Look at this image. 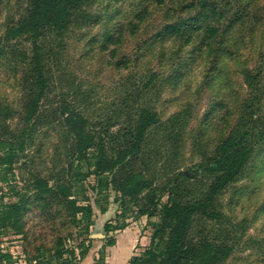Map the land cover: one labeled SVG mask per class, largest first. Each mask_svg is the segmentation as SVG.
I'll list each match as a JSON object with an SVG mask.
<instances>
[{
	"label": "rangeland",
	"instance_id": "rangeland-1",
	"mask_svg": "<svg viewBox=\"0 0 264 264\" xmlns=\"http://www.w3.org/2000/svg\"><path fill=\"white\" fill-rule=\"evenodd\" d=\"M188 1L192 0H107L105 2L110 12L101 1H97L88 8L90 13L100 17L97 23L82 27L71 26L56 40L52 37L44 40L42 54L44 56L45 52V71L50 78V87L42 109L47 110L45 115L53 120V124L39 128L35 136L28 140L24 150L19 148L20 115L25 94L23 75L31 68L33 43L25 37L18 39L17 48L21 50L25 62L7 53L0 56V102L14 109V114L6 122L0 120V132L4 135L2 139L12 144L13 150L17 152V157L0 153V173L6 174L9 179L8 182L0 181V205L17 202L23 196H32L34 177L38 174L46 176L56 165L61 166L58 158L59 154L63 155L61 146L64 128L60 111H57L59 108L69 104L73 109L83 111L90 119V127L97 136L105 138L106 146L111 150L117 143L115 137L121 132L123 124L107 129V118L130 86L129 79L136 83L154 72L159 76L144 93L147 101L154 103L160 120L147 134L148 142L152 138L153 143H149L145 152L150 162L148 168L157 178L154 186L161 188L166 182L167 173L171 175L169 177L173 179V185L178 172H186L191 178L181 179L182 189L191 198L205 195L212 178L203 170H198L203 162L204 142L208 141L212 147L215 145V139L224 123L222 116L225 108L238 109L239 103L235 101L237 92L244 94L246 87L240 74H228V71L237 66L238 58L231 60L227 56L223 60L224 74L206 88L208 80L205 70L208 60L206 61L207 54L203 47L209 41L204 38L203 33L196 34L193 42L185 46H182L180 39L170 36L150 40L154 27L165 19L167 6L178 8ZM227 1L230 0L224 2ZM29 3L30 0H0V52L9 49L4 45L7 29L26 14ZM257 4V7L245 13L241 22L234 23L228 35L230 49L237 54L244 52L247 56L248 51H243V42L247 33L253 32L255 50L253 56L246 58L250 70L256 66L253 59L264 48V0H257ZM224 7L229 11H238L235 3L231 7L223 5ZM144 8L149 9V18L141 25V31L133 34L128 24ZM121 29L123 33L117 37ZM112 32H115L117 42L107 40L106 34ZM191 47L197 49L196 53L188 58L187 67L178 69L179 57ZM113 53L115 57L111 56ZM244 54L241 56L242 60L245 58ZM125 56L132 60L129 70L119 65ZM176 71L180 72L179 76H175ZM216 102H222L225 107L215 109ZM54 110L57 111L56 117L51 114ZM211 111V117L205 120V114ZM237 118L238 114L232 116L230 124L234 125ZM182 119L184 128L178 130L177 125ZM203 127L206 128L205 136ZM169 135L177 137L175 140H166ZM9 161L13 163L8 166L3 164ZM257 164L259 173L254 180L251 177L240 179L217 196L216 209L223 214L220 222L206 220L203 216L197 217L196 224L199 227L205 223L214 224L217 228L241 224L236 232L243 235V240L221 264H264V159ZM96 184L93 176L82 183L93 207L94 225L87 237L90 239V250L79 264H95L103 248L107 264H129L134 255L142 253L149 245L153 233L151 222L158 221V218L137 217L138 209L133 205L127 213L132 216L126 221L128 226L124 230L106 233V223L123 221L120 214L124 208L115 200L119 196L117 192L110 189L107 194L100 195L95 190ZM168 194L169 191H165L162 201L167 200ZM142 195L150 198L151 193L145 192ZM97 200L101 201V205L97 204ZM105 200L107 212L102 213L101 206L105 205ZM32 209L30 206V210ZM57 209L59 208L54 206L52 212L46 215L40 208L30 212L27 226L39 239V244L42 242L41 244L52 245L56 235L61 234L66 238L67 248L77 247L86 235L80 236L79 227L64 225L61 219H57ZM110 237L115 238L116 244L106 247V239ZM30 240L31 237L26 239L4 229L0 233V250L10 253L15 264H26V259L34 248V242ZM76 252L79 253L78 250Z\"/></svg>",
	"mask_w": 264,
	"mask_h": 264
},
{
	"label": "trees",
	"instance_id": "trees-1",
	"mask_svg": "<svg viewBox=\"0 0 264 264\" xmlns=\"http://www.w3.org/2000/svg\"><path fill=\"white\" fill-rule=\"evenodd\" d=\"M101 1L105 9L107 0H30L26 14L21 16L7 29L4 45L9 49L0 52L12 55L15 59H25L17 48L18 39L26 38L33 43L29 71L23 75L25 80V94L20 118L19 148L24 150L35 133L44 125H52L53 120L42 109L43 100L50 87V78L45 71V52L43 56L42 43L51 38L56 40L71 26H83L97 23L100 17L88 11L94 3ZM119 1V0H114ZM225 1V0H224ZM217 0L188 1L178 8L169 5L150 40H159L167 36L180 39L182 46L193 42L196 34L203 33L209 42L204 43L208 60L205 75L206 88L224 74L223 60L225 57L238 58L234 69L228 74L241 75L246 92H237L235 99L239 103L238 109L225 108L222 116L221 132L215 139L214 146L205 143L203 162L199 169L212 178L207 192L200 198H191L187 191L182 189L181 179L189 180L186 172H178L175 182L166 174V182L161 188L154 186L156 176L151 171L149 161L145 156L149 143L153 141L147 134L159 123V117L154 103L147 101L145 94L159 74L152 73L136 83L128 80L130 85L115 104L112 114L107 118V129L117 124H123L121 132L115 137L117 143L108 150L105 138L97 136L90 127V119L79 109H73L69 104L59 108L63 124V155L59 154L61 166H55L46 176L38 174L34 177L32 196H23L17 202L0 205V233L6 229L15 235L26 239L31 237L34 248L26 259V264H79L88 254L91 244L88 235L94 225V211L90 198L85 194L82 183L93 176L96 178L98 194H107L110 189L117 192L115 198L124 208L120 214L122 222L105 224V232L112 233L124 230L126 222L132 216L127 213L134 205L137 207V217H157L158 221L151 222L153 233L149 245L142 253L134 255L129 264H221L234 252L243 235L236 230L241 224H230L217 228L214 224L197 226V217L203 216L206 220L220 222L223 218L221 211L216 209L217 196L229 185L240 179L251 177L254 180L259 173L258 162L264 159V48L258 53L256 66L249 69L247 56L255 50L254 34L249 31L243 42V51L237 54L231 50L229 43L230 28L241 22L245 13L257 7V0ZM235 3L238 11H229L223 5L231 7ZM149 9L144 8L137 12L134 19L128 24L131 33L141 31L142 24L147 20ZM111 15V13L109 14ZM123 33L122 29L117 37ZM52 34H55L52 36ZM123 35V34H122ZM108 41L117 42L115 32L106 34ZM15 42V43H14ZM14 43V44H12ZM264 47V45H263ZM194 47L179 57L178 69L187 67L188 58L195 54ZM245 56L242 60L241 56ZM233 55V56H232ZM115 57L113 53L111 55ZM131 58L125 56L119 62L126 70L130 69ZM180 72L176 71L175 76ZM212 96H214L212 94ZM225 104L216 102L215 109L223 108ZM57 111L51 114L56 117ZM14 114V109L0 102V120L4 122ZM50 114V115H51ZM212 111L207 112L205 120L211 117ZM238 114L234 125L229 119ZM204 124L206 125V121ZM183 119L177 127L184 128ZM6 128V127H5ZM176 128V127H175ZM173 128V131H175ZM203 127V135H206ZM0 132V153L11 154L17 157L12 144L2 139ZM177 136H166V140H175ZM108 147V148H107ZM252 166L250 168V164ZM13 162H4L11 165ZM250 168V170H249ZM174 175V174H173ZM173 178V177H172ZM0 181L8 182V176L0 173ZM53 182V183H51ZM165 191H169L167 200L162 201ZM151 193L150 198L143 196ZM161 193V195H159ZM108 197V195H107ZM101 205V201L97 200ZM101 206V212H107V200ZM30 206L33 207L30 210ZM57 206V219L66 224H72L80 229V236L86 235L77 247L67 248L66 238L56 235L52 245L39 242L34 233L27 226L29 213L40 208L46 215ZM28 216V218H27ZM207 222V221H205ZM245 223V222H241ZM63 225V226H64ZM231 226V227H230ZM195 233V234H194ZM113 237L106 239V247L115 246ZM79 251L77 253L76 251ZM71 255V257H65ZM15 264L10 253L1 252L0 264ZM95 264H107L104 248Z\"/></svg>",
	"mask_w": 264,
	"mask_h": 264
}]
</instances>
